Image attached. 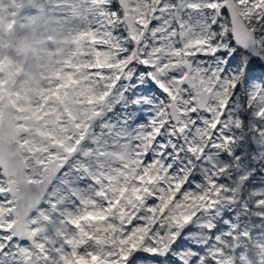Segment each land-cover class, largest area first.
<instances>
[{"label": "snow or ice", "instance_id": "6c2138e0", "mask_svg": "<svg viewBox=\"0 0 264 264\" xmlns=\"http://www.w3.org/2000/svg\"><path fill=\"white\" fill-rule=\"evenodd\" d=\"M0 264H264V0H0Z\"/></svg>", "mask_w": 264, "mask_h": 264}]
</instances>
